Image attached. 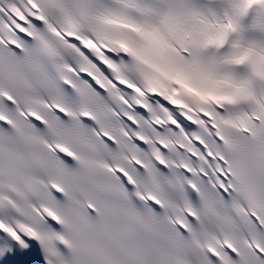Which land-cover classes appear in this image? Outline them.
Returning <instances> with one entry per match:
<instances>
[{"label": "snow or ice", "instance_id": "obj_1", "mask_svg": "<svg viewBox=\"0 0 264 264\" xmlns=\"http://www.w3.org/2000/svg\"><path fill=\"white\" fill-rule=\"evenodd\" d=\"M0 264H264V0H0Z\"/></svg>", "mask_w": 264, "mask_h": 264}]
</instances>
